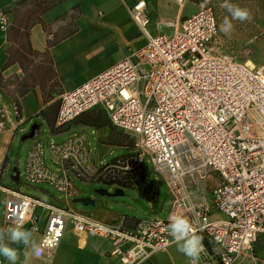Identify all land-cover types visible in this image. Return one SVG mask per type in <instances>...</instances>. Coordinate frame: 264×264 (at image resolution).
I'll return each mask as SVG.
<instances>
[{"label":"built area","instance_id":"built-area-1","mask_svg":"<svg viewBox=\"0 0 264 264\" xmlns=\"http://www.w3.org/2000/svg\"><path fill=\"white\" fill-rule=\"evenodd\" d=\"M171 1L181 9L188 3L195 7L172 33H150L145 0L128 8L144 45L62 93L55 126L100 107L161 174L174 203L170 214L188 218L204 237L197 264H264L254 257V244L264 235V66L222 47L213 0ZM9 25L8 11L0 9V31L6 33ZM5 118L0 110V130ZM52 136L27 145L19 171L26 186L47 198L29 195L13 182L0 184L7 225L34 228L38 243L48 242L44 256L70 226L108 239L109 254L119 264H139L170 245L169 215L137 218L130 227L124 216L106 221L74 206L71 200L81 192L76 182L89 184L100 172L86 133ZM100 165L101 171L130 169L110 161Z\"/></svg>","mask_w":264,"mask_h":264},{"label":"crops","instance_id":"crops-1","mask_svg":"<svg viewBox=\"0 0 264 264\" xmlns=\"http://www.w3.org/2000/svg\"><path fill=\"white\" fill-rule=\"evenodd\" d=\"M136 1L0 0V9H8L10 19L7 32L0 31V110H4L6 115L4 128L0 130V170L4 167L13 137L18 134L21 140V136L28 132V126L33 123L38 124L34 136L42 138L74 128L84 132V128L91 127L95 130L96 146L100 144L109 147V143L103 141L109 137V120L100 107L82 113L64 126V130L56 133L51 132L48 126V120L54 121L56 112L52 113L48 107L60 99L62 93L75 88L124 58L131 50L144 45L145 36L128 10ZM145 1L152 19L148 26L151 34L172 33L178 21L195 9L192 3L181 9L171 0ZM110 42H115L116 47H109ZM15 100L20 106L19 118L14 111ZM40 111L42 114L36 115ZM104 117L108 124H105ZM94 119L97 120L94 122ZM42 126L44 131H49L48 134H42ZM105 126L107 127L104 128ZM84 133L87 134V131ZM87 136L89 138L88 134ZM93 157L98 172H104L105 170L101 171L100 163H104L101 155L95 156L93 153ZM8 170L9 168L7 173ZM213 180L214 177L207 185ZM18 181H0V184L12 185L13 182L14 186L20 187ZM78 183L83 182L77 181L76 184ZM145 189L141 193L153 199L157 188L151 181ZM97 195L90 196L95 199L94 205L80 210L90 211L106 221H116L124 216L125 222H131L129 225H132L135 216L110 210L102 205ZM80 196L81 194L76 197ZM5 198V193L0 190V228L9 226L3 218ZM73 199L71 203L76 206ZM218 217L220 216L217 214L212 215V218ZM23 227L29 229L27 224ZM34 239L38 243L39 235L35 232ZM12 246L19 250L17 264H119L117 258L109 254L111 242L108 239L77 233L71 226L66 229L50 256L36 259L31 255L30 248ZM188 260L176 250L175 245H169L139 264H186ZM0 264L9 262L0 256Z\"/></svg>","mask_w":264,"mask_h":264},{"label":"rangeland","instance_id":"rangeland-1","mask_svg":"<svg viewBox=\"0 0 264 264\" xmlns=\"http://www.w3.org/2000/svg\"><path fill=\"white\" fill-rule=\"evenodd\" d=\"M213 2L220 29V25L224 18L228 17L231 19V17L227 10L221 6L224 0H213ZM228 2L242 8H247L250 12V19L244 22L233 20V29L228 35L220 31L222 47L236 55L239 60H250L256 65L264 66V9H262L261 3L258 0H228ZM110 46L116 47V43L113 42L112 44V42H110L109 47ZM103 119H105L106 124V118L104 117ZM29 127L30 125L27 130H29ZM106 127L107 126L104 128ZM43 128L44 126H42V134H48L49 131H44ZM84 130L87 131L89 135L90 147L95 156L101 155L104 163L110 161L112 164L118 166L127 164L130 169L127 170L126 173H122L123 171L118 167H113V169L108 168L105 171L106 173L101 175V178H103L108 172H111L116 178H126V182L129 186L122 187L124 192L123 195L115 197L98 196L94 192V189L107 188L109 191H112L117 186L93 181L89 184L78 183V187L81 189V196L95 197L97 195L102 205L110 210L128 216H135L139 219L165 218L168 216L173 210L174 203L167 191L162 176L152 168L146 157H141L134 149L130 137L126 133L117 130L109 122V137L103 140L109 143V147L107 148V146H101L100 144H98L97 147L95 130L91 127H86ZM74 132H79V130L74 128L59 134H54L52 138L54 140L63 139ZM36 138L37 136H34L32 139L21 141L18 134L13 137L10 142L4 167L0 170V181L11 183L12 178L10 172H14V169H12L13 167L17 168L20 172L22 171L27 145ZM94 147L95 149H93ZM10 164L11 166H9ZM7 168H9V173H7ZM111 173H109V175ZM149 181L157 188L156 195L153 199L141 193V191L145 192V188ZM18 183L23 192L29 195L40 196L42 198L48 197L46 194L38 192L36 188L29 185L26 186L22 179V175L19 176ZM42 188L51 194L57 195L52 188L46 185H43ZM137 200L141 201L142 204H138ZM197 200L198 198H196V201ZM75 205L78 209L89 207L81 203H76ZM254 257L257 259H264V237L258 239L254 244Z\"/></svg>","mask_w":264,"mask_h":264},{"label":"clouds","instance_id":"clouds-1","mask_svg":"<svg viewBox=\"0 0 264 264\" xmlns=\"http://www.w3.org/2000/svg\"><path fill=\"white\" fill-rule=\"evenodd\" d=\"M230 14L231 19L225 17L220 25V31L228 35L233 29V20L244 22L250 19V12L247 8L229 3L224 0L221 5ZM167 232L171 237L170 245H175L176 250L182 253L190 261V264H197L200 254L204 251V237L198 235L196 229L188 218L172 213L167 217ZM35 229H25L22 225L8 226L0 228V256L5 258L9 264H17L19 260V250L16 246L30 248L31 255L36 259H41L45 254L47 240L37 243L34 239ZM7 241V242H5ZM27 259V253H25Z\"/></svg>","mask_w":264,"mask_h":264},{"label":"trees","instance_id":"trees-1","mask_svg":"<svg viewBox=\"0 0 264 264\" xmlns=\"http://www.w3.org/2000/svg\"><path fill=\"white\" fill-rule=\"evenodd\" d=\"M258 1L261 3L262 9H264V0H258ZM5 10L9 11L8 9H5ZM215 14H216V12H215ZM22 93H24V92H21V94ZM59 103H60V99H58L55 102H53L48 107V109L51 110L52 113H54V114H55V112L57 113V110H58V107H59ZM15 104H16V107H17L16 117L19 118L20 117V106H19L17 100H15ZM40 114H42V111H40L36 115H40ZM55 117H56V114H55ZM95 120H97V119H94V122H95ZM48 126L50 127V131L54 132V133L64 130V126H62V127L55 126V119H54V121L53 120H48ZM13 169L14 170H18L17 168H13ZM105 171L99 174V176L97 178V181H102L103 183L112 184V185H116V186H120V187H128L129 186V184L126 182V178H123V179L122 178H116L114 176V174H112L111 172H108L103 178H101V175L103 173H106ZM109 173H111V174L109 175ZM136 222H137V218H135L134 222H132V225H129L131 222H125V225L132 227V226H134L136 224Z\"/></svg>","mask_w":264,"mask_h":264},{"label":"water","instance_id":"water-1","mask_svg":"<svg viewBox=\"0 0 264 264\" xmlns=\"http://www.w3.org/2000/svg\"><path fill=\"white\" fill-rule=\"evenodd\" d=\"M37 127H38V124L33 123L30 126L28 132H26L25 134L21 136V140L33 138ZM11 178L13 181H18L19 180V170H14V172L11 174ZM94 192L98 194L99 196H107V197L121 196L124 193L123 189L120 187L114 188L112 191H109L107 188H96L94 189ZM73 202L81 203L84 206H88V205H94L95 199L91 198L90 196H80V197L74 198ZM137 203L142 204L141 201L139 200H137Z\"/></svg>","mask_w":264,"mask_h":264}]
</instances>
